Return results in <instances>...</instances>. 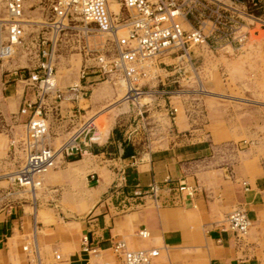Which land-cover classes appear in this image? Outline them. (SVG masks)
I'll use <instances>...</instances> for the list:
<instances>
[{"label": "rangeland", "instance_id": "obj_1", "mask_svg": "<svg viewBox=\"0 0 264 264\" xmlns=\"http://www.w3.org/2000/svg\"><path fill=\"white\" fill-rule=\"evenodd\" d=\"M54 1L26 0L25 15L22 18L24 24H27L24 40L15 46L16 48L13 47L15 51L11 58L0 60V213L8 204L32 198L31 192L14 184L12 176L24 160L20 142L25 137L26 116L21 114L20 108L25 99L33 95L35 89L17 80L13 72L23 71L28 76L31 71L37 70L43 48L40 44L43 35L52 39L49 41V47L54 44L55 66L61 87L77 82L81 69L85 66H93L98 54L105 52L112 54L114 51V43L110 36L100 35L94 25L90 24L86 28V24L77 15L69 17L66 29L58 34L52 33L46 23L50 22L51 6ZM243 1L246 3L248 13L264 21V0ZM112 8L115 12H119L120 5L115 2ZM0 12L6 19L5 10L0 8ZM203 13L209 15L211 10L207 8ZM202 14L196 10L194 15L191 14L190 19L198 22L205 16ZM1 21L0 43L6 36ZM232 24L234 22L231 21L230 25ZM221 34L222 32L218 31L214 34L215 37L209 38V43L216 47L213 50L201 45L191 46L189 51L192 62L184 56L182 59L184 68L181 72L175 71V64H179L178 60H180L175 59L176 55L163 56L160 63L162 70L157 71L160 75L157 83L145 87L150 94H146L139 102L140 104L148 102L142 107L143 116L139 115V105L136 102L124 100L125 87L119 79H104L91 71V89L88 96L79 102L82 108L80 111L75 107V103L48 100L46 113L49 118V139L52 145L58 149L64 143L67 144L77 133V129L92 117L91 115L98 114L101 116L93 122L97 126L96 135L99 132L98 128L104 129V124L110 127V132L115 129L122 133L129 128L139 126L131 139L127 136L126 139L131 143H141L147 152L166 148L175 143L189 142L193 137L208 138L210 142L224 144L227 148L226 157L222 158L217 166L226 164L231 167V163L236 160L235 154L241 155V152L244 154V151L252 145L253 141L250 138L252 132L264 131V39L259 37L261 35L254 36L240 48L238 42L234 41L233 48L227 50L226 46L221 47V45H224L228 39L223 38ZM178 124L182 131H178ZM94 131L95 129L88 134L87 140L94 136ZM216 134L225 138L216 139ZM84 136L83 133L77 138V145ZM13 140L16 141V145L11 144ZM93 142L97 143L94 140ZM80 154L81 152L61 155L55 168L57 172H54L55 175L52 177V188H45L44 177L37 193L62 192L63 204H70L74 202L75 196L88 193L85 179L80 176L82 174L77 169L79 164L69 163L80 159L82 157ZM172 181L173 189L169 192L175 194L174 198L176 197L178 203H183L177 196L178 183L174 184ZM53 189L57 190L52 191ZM48 197L50 198L51 195ZM50 202L56 203L53 200ZM149 202L157 205L154 201ZM46 206L56 210H50L54 220L43 223L36 219L34 214L32 222L28 223L29 230L22 237L21 250L23 245L35 241L34 233L37 232V240L44 256L47 257V263L61 264L55 259L56 252L63 254L64 258L66 252L80 250L79 246H75V242L73 243L69 238L75 237V233L71 230L79 226L76 221L86 218V210L83 209L85 212L78 216H68L58 206L50 204ZM228 216L229 214L222 217L217 227L222 229L227 226ZM189 224L187 238L194 240V243L197 242L196 249H200L206 244L211 231L205 226L202 215ZM41 227L44 229L42 230ZM78 231L81 229L78 228ZM43 234L58 235L60 239L66 235L69 240L64 245L49 247L50 251L46 254L40 243ZM247 235L237 238L243 240ZM81 238L80 234L79 244ZM63 240L67 238L63 237ZM185 248H189L191 256L184 255L185 257L182 258L179 253L174 255L173 251L162 250L156 260L163 257L165 260L162 259V262L170 264L169 259L188 261L190 258L193 264H210L209 257L201 254L200 250L194 253L193 246L187 245ZM85 253L87 264H92L93 253L87 251ZM114 254L112 249L101 252V261L93 264H122ZM23 257H25L24 252Z\"/></svg>", "mask_w": 264, "mask_h": 264}, {"label": "crops", "instance_id": "obj_2", "mask_svg": "<svg viewBox=\"0 0 264 264\" xmlns=\"http://www.w3.org/2000/svg\"><path fill=\"white\" fill-rule=\"evenodd\" d=\"M91 116L92 122H95L101 115ZM103 127V130L98 128L99 132L93 138L87 140L88 135H85L80 140L82 157L69 162L79 164L76 167L82 174L80 176L85 179L88 193L75 196L74 202L70 204H63L62 192L51 194L45 191L39 194L37 189L40 187H36L32 190L25 189L31 192V200L13 202L2 208L0 264H27L24 245L22 250L25 257L21 250L22 237L29 230L28 223L32 222L34 214L43 223L54 220L50 210L55 209L46 204L58 206L68 216H78L86 210V218L76 221L79 226L71 230L75 237L69 236L80 250L66 252L64 258L59 253L61 259H55L61 264H87L82 241L85 237L96 248L91 251L92 264L101 261V252L113 250L112 245L117 240H125L132 249L158 250L159 254L150 264H164L163 257L156 260L162 250L173 251L174 255L179 253L182 258L184 255L191 256L189 248H185L187 245L195 248L194 253L200 250L201 254H206L210 264H264V131L252 132V145L244 154H235L236 160L228 167L226 164L217 166L227 155L226 145L215 144L208 138L193 137L189 142L175 143L147 152L141 143L127 141L125 132L115 129L110 132V127L105 124ZM177 129L182 131L179 124ZM76 135L77 133L72 137L75 138ZM215 137L225 138L220 134ZM125 150L129 151V155H123ZM54 172L57 171L52 169L44 176L46 189L52 188ZM123 172L125 186L119 190L116 189V184L123 177ZM166 177H171L174 184L186 181L196 185L198 190L195 198L177 203L175 194L169 192L164 183ZM244 181L247 182L248 189L243 184ZM152 183H159L163 187L157 205L150 204L149 198L131 195L136 187L147 189ZM55 190L57 189L52 191ZM237 207L247 209L252 220V227L243 240H239L234 231L217 227L220 219ZM201 215L211 235L202 248L196 249L197 242L188 239L187 233L189 222ZM142 228L150 231L148 238H142L138 234ZM80 234L82 238L79 244ZM34 237L44 256L37 240V232ZM59 237L53 234H43L40 237L41 247L46 254L50 251L49 247L64 245L69 240L66 235L63 237L67 240L62 237L61 241ZM189 259H169V262L193 264V260Z\"/></svg>", "mask_w": 264, "mask_h": 264}, {"label": "built area", "instance_id": "obj_3", "mask_svg": "<svg viewBox=\"0 0 264 264\" xmlns=\"http://www.w3.org/2000/svg\"><path fill=\"white\" fill-rule=\"evenodd\" d=\"M115 1L120 5L119 12L110 9V4ZM245 5L243 0H55L51 6L50 22L46 23L52 33L58 34L66 29L69 17L77 15L86 24V28L91 24L100 35L110 36L114 51L112 54H98L93 66L81 69L77 82L61 87L55 66L54 44L49 47L52 39L43 35L40 40L43 48L37 70L31 71L28 76L23 71L13 72L17 80L35 89L20 108L21 114L26 116L25 137L20 142L24 160L13 175L14 184L22 189L41 187L46 173L58 165L59 149L49 139L50 124L46 113L49 99L59 103H75L80 111L82 108L79 102L88 96L91 89L90 74L94 71L104 79H119L125 87L124 97L127 101L136 102L139 105V115L143 116L142 107L148 102L140 104L139 100L150 94V91L145 90L147 85L157 83L160 77L157 71L162 70L160 63L163 56L176 55L175 59L180 60L179 64H175V71L181 72L184 68V56L192 62L190 47L201 45L213 50L216 47L209 43V38L215 37L214 34L218 31L222 32L223 38L228 39L221 45L226 46L227 50L233 48L234 41L238 42L240 48L254 36L261 35L259 37L264 39V21L248 13ZM0 8L8 15L5 19L0 12V21H3L2 26L6 31L5 39L0 43V60H6L13 56L15 46L24 40L27 24H24L22 17L25 15L26 0H0ZM207 8L211 10L209 15L203 13ZM196 10L203 13L202 16L205 15L198 22L190 19ZM231 21L234 24L230 25ZM87 121L79 128L75 141L81 134L87 136L93 129L94 136L96 135L97 126ZM138 129L139 126L129 128L125 130V135L131 139ZM11 144L16 145V141L13 140ZM78 145L77 142L75 145L65 144L61 150L62 155L81 152ZM171 181V177L164 180L169 190L173 189ZM123 182L125 172L116 187H124ZM243 184L248 189L247 182L244 181ZM162 189L159 183H152L147 189L136 187L131 195L149 198L158 203ZM197 190L196 185L180 181L177 196L182 201L193 199ZM227 221L228 227L225 226L222 230L230 229L238 237L248 234L252 227V220L244 207L234 208ZM138 234L142 238L150 236L147 228H142ZM112 248L122 264H150L152 258L158 255V250L132 249L125 240L115 241ZM83 249L91 252L96 248L85 237ZM23 250L27 256V264H48L37 242L25 244ZM55 258L59 260L60 254L57 253Z\"/></svg>", "mask_w": 264, "mask_h": 264}, {"label": "bare ground", "instance_id": "obj_4", "mask_svg": "<svg viewBox=\"0 0 264 264\" xmlns=\"http://www.w3.org/2000/svg\"><path fill=\"white\" fill-rule=\"evenodd\" d=\"M116 2V1H115ZM115 2H113V3H115ZM113 3H111L110 4V9L112 10V11H114V9L112 8V4ZM116 4H118L117 2H116ZM6 12V11H5ZM115 12V11H114ZM7 16L8 15H6V18H7ZM24 16V15H23ZM23 18V17H22ZM2 22V21H1ZM1 24V23H0ZM124 99H126V97L124 98ZM127 100V99H126ZM140 100H141V98H140ZM140 100H139V102H140ZM92 118H89L88 119V121H87V123H89V122H92V120H91ZM80 129H77V131H79ZM100 130V129H99ZM75 143H76V141H75V138L74 137H72L70 140H69V142H67V144H69V145H75ZM65 144H63L62 146H60L58 149H59V157H61V155H62V152H61V150H62V147L64 146ZM13 177V176H12ZM14 178V177H13ZM32 189H35V187L34 188H30L29 190H32ZM148 230V229H147ZM149 231V230H148ZM150 232V231H149ZM158 254H159V252H158ZM156 257V256H155ZM154 258V257H153ZM153 258H152V260H153ZM61 259V258H60Z\"/></svg>", "mask_w": 264, "mask_h": 264}, {"label": "trees", "instance_id": "obj_5", "mask_svg": "<svg viewBox=\"0 0 264 264\" xmlns=\"http://www.w3.org/2000/svg\"><path fill=\"white\" fill-rule=\"evenodd\" d=\"M123 155H125V156L129 155V151H126V150H125V152H124Z\"/></svg>", "mask_w": 264, "mask_h": 264}]
</instances>
